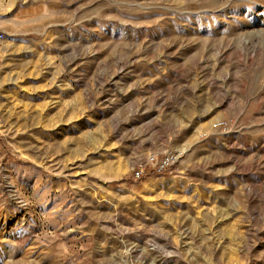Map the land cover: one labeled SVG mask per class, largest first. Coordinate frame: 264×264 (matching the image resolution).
Instances as JSON below:
<instances>
[{"label": "rangeland", "instance_id": "374dc122", "mask_svg": "<svg viewBox=\"0 0 264 264\" xmlns=\"http://www.w3.org/2000/svg\"><path fill=\"white\" fill-rule=\"evenodd\" d=\"M0 21V264H264V0H0Z\"/></svg>", "mask_w": 264, "mask_h": 264}, {"label": "built area", "instance_id": "2783aa9c", "mask_svg": "<svg viewBox=\"0 0 264 264\" xmlns=\"http://www.w3.org/2000/svg\"><path fill=\"white\" fill-rule=\"evenodd\" d=\"M6 38L5 32L0 21V52L3 49V42ZM220 132H225L229 128L228 121H217L214 124ZM179 152L177 150L162 149L161 151L153 152L147 156L145 160H138L132 167V177L140 179L151 174H163L171 168L177 161Z\"/></svg>", "mask_w": 264, "mask_h": 264}]
</instances>
